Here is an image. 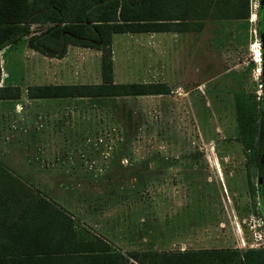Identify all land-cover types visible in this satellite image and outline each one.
<instances>
[{"label":"rangeland","instance_id":"374dc122","mask_svg":"<svg viewBox=\"0 0 264 264\" xmlns=\"http://www.w3.org/2000/svg\"><path fill=\"white\" fill-rule=\"evenodd\" d=\"M258 12L248 0L245 18H209L213 50L189 34L148 47L147 31L112 33L113 81L167 82L165 93L28 98L30 84L99 82V50L50 56L26 35L5 45L0 76L20 95L0 102V183L39 190L117 251L250 248L264 230Z\"/></svg>","mask_w":264,"mask_h":264},{"label":"trees","instance_id":"16d2710c","mask_svg":"<svg viewBox=\"0 0 264 264\" xmlns=\"http://www.w3.org/2000/svg\"><path fill=\"white\" fill-rule=\"evenodd\" d=\"M247 16L248 0H0V49L26 35L30 48L50 56L63 55L69 44L99 50V82L30 84L28 98L165 93L162 81H113L112 33L198 32L207 18ZM31 24L44 26L33 31ZM19 95L18 85H0V99ZM259 196L264 203L262 189ZM130 258L139 264H264L258 248L117 251L39 190L17 179L0 183V264H136Z\"/></svg>","mask_w":264,"mask_h":264},{"label":"crops","instance_id":"0c3cea01","mask_svg":"<svg viewBox=\"0 0 264 264\" xmlns=\"http://www.w3.org/2000/svg\"><path fill=\"white\" fill-rule=\"evenodd\" d=\"M209 18H207L206 20H205V22H204V26H203V28L199 31V32H191V31H150V32H148L147 31V44L149 43V44H151V46H148V47H154V45H155V43H156V41L157 40H159V38H161V39H164L165 37H166V33H168V32H172V34H179L178 36H180V35H182V34H189V38L190 39H192L193 40V42H194V46L197 44V45H199V47H200V50L201 49H204V48H206V47H208V48H210V49H214L215 47L217 48V45H216V43H214V39L213 38H211L210 40H209V42L208 41H206V40H203V37H202V33L203 32H205V30H206V28H207V20H208ZM211 19V23H214V22H217V21H219L220 20V22L222 21V20H225V18H222V19H216V18H210ZM210 23V24H211ZM213 27V26H212ZM213 33V32H212ZM185 36V35H184ZM208 44H207V43ZM148 44V45H149ZM196 45V46H197ZM196 46H195V48H196ZM204 47V48H203ZM84 48H88V47H83V46H73V45H69V46H67L66 47V56H67V58H68V53L69 52H78V53H84V52H86L85 51V49ZM64 58H65V56H63ZM58 62H62L61 61V59H59V61ZM223 71H225V70H223ZM218 73V72H217ZM216 73V74H217ZM214 76V75H213ZM167 83V82H166ZM5 84H8V83H5L4 82V78H3V76L1 75L0 76V85H5ZM168 84V83H167ZM12 85H16V84H12ZM169 85V84H168ZM2 100H9V99H0V102L2 101Z\"/></svg>","mask_w":264,"mask_h":264},{"label":"flooded vegetation","instance_id":"af4514ba","mask_svg":"<svg viewBox=\"0 0 264 264\" xmlns=\"http://www.w3.org/2000/svg\"><path fill=\"white\" fill-rule=\"evenodd\" d=\"M259 26H258V30H259V35L261 38V42L262 45L264 46V0H259ZM260 85L262 86V131L260 129L261 132H259L258 134V140L255 143L257 149H255V151H257L258 149L260 150V156L259 157H255L256 161V167L258 168L257 170V178H256V184H257V197H258V201H259V205L261 210L263 211L264 209V203L262 202L261 196H259V189H262L264 191V58L262 61V70H261V83ZM263 200H264V196H263ZM263 203V204H262Z\"/></svg>","mask_w":264,"mask_h":264},{"label":"built area","instance_id":"2783aa9c","mask_svg":"<svg viewBox=\"0 0 264 264\" xmlns=\"http://www.w3.org/2000/svg\"><path fill=\"white\" fill-rule=\"evenodd\" d=\"M254 242L249 244L250 248H258L264 252V230H256L253 235Z\"/></svg>","mask_w":264,"mask_h":264}]
</instances>
